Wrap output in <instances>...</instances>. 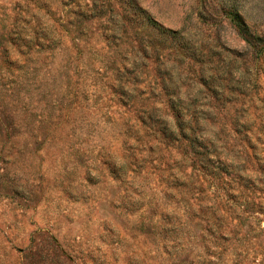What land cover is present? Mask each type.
Segmentation results:
<instances>
[{
  "label": "rangeland",
  "instance_id": "obj_1",
  "mask_svg": "<svg viewBox=\"0 0 264 264\" xmlns=\"http://www.w3.org/2000/svg\"><path fill=\"white\" fill-rule=\"evenodd\" d=\"M0 264H264V0H0Z\"/></svg>",
  "mask_w": 264,
  "mask_h": 264
}]
</instances>
